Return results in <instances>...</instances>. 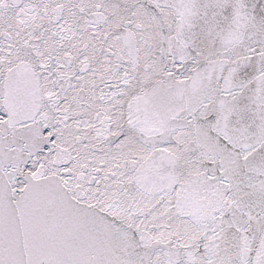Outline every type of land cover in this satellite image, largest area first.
<instances>
[{
	"label": "snow or ice",
	"instance_id": "obj_1",
	"mask_svg": "<svg viewBox=\"0 0 264 264\" xmlns=\"http://www.w3.org/2000/svg\"><path fill=\"white\" fill-rule=\"evenodd\" d=\"M0 264H264V0H0Z\"/></svg>",
	"mask_w": 264,
	"mask_h": 264
}]
</instances>
